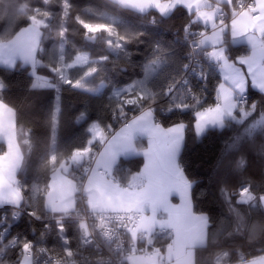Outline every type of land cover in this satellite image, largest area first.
I'll use <instances>...</instances> for the list:
<instances>
[{
    "label": "trees",
    "instance_id": "trees-1",
    "mask_svg": "<svg viewBox=\"0 0 264 264\" xmlns=\"http://www.w3.org/2000/svg\"><path fill=\"white\" fill-rule=\"evenodd\" d=\"M67 4L65 15V0H0V41L12 39L31 24V16L44 21L34 69L44 88H36V75L29 66H0L4 86L0 98L16 112V139L23 154L17 175L23 206L34 215L48 213L45 201L54 170L76 152L98 151L100 142H93V127L112 133L140 110L153 107L162 126L186 127L179 163L193 184L194 211L209 218L207 242L195 249V264H237L263 256L264 204L260 198L264 196V93L249 88L247 100L238 105L222 128H209L197 135L196 112L200 109L162 110L168 107L167 86L182 75L187 61L183 39L191 29L203 25L193 22V15L181 6L162 16L157 11L140 13L124 8L111 0H67ZM223 7L228 9L225 4ZM44 12L50 15L45 17ZM225 14L227 22L231 15ZM80 20L110 25L115 34L101 31L93 35ZM224 44L232 60L249 52L246 46L232 44L229 31ZM84 53L87 64L71 67L60 80V67L73 64ZM88 72L90 77H86ZM220 80L211 70L206 84L215 91ZM77 81L82 87L76 86ZM130 85L134 91L130 96L142 94L144 99L125 107L121 91ZM207 104L206 108L214 105ZM138 146H146V141L138 140ZM5 151L1 143L0 154ZM52 156L57 158L54 165L49 163ZM143 165L142 156L122 158L112 177L128 185ZM245 188L250 189L253 199L241 202ZM4 214L11 220L16 211L2 209L0 219ZM42 227L33 216L22 215L9 237L0 243V253L4 252L0 264H20L22 245L35 239ZM64 230L71 246L77 247V226L67 223ZM14 239L18 243L11 248ZM51 239L56 249H62L56 230ZM170 242L169 236L154 240L156 246Z\"/></svg>",
    "mask_w": 264,
    "mask_h": 264
},
{
    "label": "crops",
    "instance_id": "crops-1",
    "mask_svg": "<svg viewBox=\"0 0 264 264\" xmlns=\"http://www.w3.org/2000/svg\"><path fill=\"white\" fill-rule=\"evenodd\" d=\"M111 1L121 6L118 3V0H111ZM159 2L161 5H173V6L166 7L163 12L160 10V8L156 7L155 5H150L144 10H139V9L131 8V7H124V8H129V9L138 11L140 13H147L149 11H157L160 15L167 16L171 14L177 7L181 6V7H184L188 11L189 14L193 15V18H192L193 22L199 23L203 26L205 25L209 26L210 28L209 32L206 33L203 37L205 47L208 48L210 52L213 51L214 49H223L225 57H226L224 61H220L221 66L219 68V76L221 80L215 89V93L218 98V96L220 95L219 86L221 84H223L226 89L232 92V101L236 105V107L233 109V114L238 108V104L236 100L239 95H246L249 88H253L261 92L260 89L256 85L259 84L260 82H264V35L258 36L255 31L250 33L253 37H256L257 40L262 45L256 51V57H255V60L253 61V66H254L253 72L249 71L248 64L239 63L238 62L239 58L232 60L228 57L226 53V46L224 44V40H225V34L227 31H229L230 33V38H231V42L233 45L235 46L243 45L249 49L248 54L240 58L247 59L251 57L253 53V48L251 44L249 43L246 35H242L236 38H234L232 35L231 21L233 19V8H235L236 10L238 9V6H239L238 0H232L231 6L229 5L228 0H206V3H202L200 6L193 5L191 7H188L182 3H174V0H159ZM223 4L227 5L228 9H225L223 7ZM253 4H254V0H253ZM201 11L206 12V13L215 12V22L218 26L221 20L220 15L222 13L225 14L226 12L230 13L231 17L229 21L226 22L225 20L226 26L224 27V30L221 33L222 43L213 45L212 41L207 39V37L212 36L213 32L218 31L219 27L214 29L212 27L211 22L206 21L203 17L199 15V12ZM38 30L40 33L38 37L39 46L33 52L32 59L30 61H26L22 57L21 53L22 51L27 50L28 42L30 40V37L33 35L32 22L28 26L22 28L12 39L8 41H0V66H4L9 69H15L17 68L18 64H21L24 66L31 67L32 73H35L34 69L37 64V53L40 49V42H41V37H42L41 26L39 27ZM227 65H231V67H228ZM241 83H243L244 91L240 90L239 85ZM35 86L36 88H44L45 83H43L41 78H38ZM3 89H4V86H3L2 81L0 80V93L3 91ZM0 102H2L4 105L7 106L8 109L11 110V113H12L11 121L6 122L2 118H0V124L10 123L14 125V144H15V150L12 152H9L7 134L6 133L0 134V144L3 143L6 147V151L0 154V156H4L6 153H8V159L12 161V166L7 167L4 164V162L0 160V210L15 209L19 206H23L24 204V195L17 181V175H18V172L21 168L22 161H23V154L21 152V149L16 139V112L14 108L6 104L1 98H0ZM219 102L220 101L218 100V103ZM149 108L151 107L140 110L136 115L132 116L129 120L121 124L112 133H106V132L101 131L102 136H98V137L94 136L93 142L99 141L100 147L98 149L97 158L94 162L93 171L87 177L85 181V185H84L85 187L84 190L86 193V202L91 209L96 210V211H110V212H117V213H125L124 211L119 210V209L113 210L111 208H106V209L101 210L99 207L94 209L90 205V195L94 196L96 200L101 199L100 193L96 192L95 189H93L92 193L86 190L88 182H89V178L93 177L94 175L97 177V179H99L100 176H103V182L101 183V187L103 188L104 193L106 195H109L112 197L119 195L121 192L125 190L129 192H138L142 190L144 185L147 183V178L142 174L141 171L131 177L128 185H122L119 182H117L112 177V172L116 164L122 158L142 156L144 158V165H145L146 158L144 157L143 152L149 146V137L146 134L141 133L139 131L135 132L133 134L131 147L126 148V149L122 148L120 144L114 143V141L119 135V133L121 132V130L126 125L130 124L134 118L138 117L139 115H141V113L144 110L149 109ZM229 117L231 116L225 114L223 117V123H225V120ZM154 122L160 124L156 118L155 112H154ZM160 125L162 126V124ZM177 125L179 124L173 125L171 127H174ZM171 127H168V128H171ZM215 127H220V126H218V124L217 125L209 124L207 125L206 130L209 128H215ZM185 128L186 127H184L182 133L179 135L180 143L173 149L174 159L169 161L168 163V168L172 173V178L169 181V183L179 184V187L173 186L169 188L167 192V199H168V204L170 206H179L182 203H184L190 209H194L193 200H192L193 184L192 182L188 180V178L184 174V171L179 163V156L184 147ZM140 139H143L146 141V146L142 148L138 146V140ZM110 145H111V150H109ZM80 152L85 153V154L79 157L78 160H73L72 159L73 156H72L68 161L63 162L64 167H61L60 165L53 172L51 183H50V189L48 191V194L46 195L45 208L47 212L55 216L65 215L73 211L76 208V193L78 191V187L75 181L72 179L71 172H72V169L74 168L84 166L85 162L88 161L91 150L86 149V151L84 150ZM112 152L115 153L114 158L111 155ZM61 177L67 178L68 180H71L72 182H74L76 190L71 196L65 195L58 188L54 187V185L58 183ZM15 193H19V199L15 198V195H14ZM182 193L184 194L183 198H182ZM71 201H74V207L69 209L67 212H64V211L54 212L52 210L53 206L63 207V204L71 202ZM141 214L147 217H154V222L150 230L141 229L139 232L150 231L152 233H155L157 230L167 229L168 236L171 238V242L167 244L166 247L162 251L155 252L153 255L141 256V257L156 256L158 264H161V261H165V264H178V258L176 255L177 245L175 244L176 231L173 227H171L167 223H162L168 220V212L166 211L165 206L158 205L155 208V212H154L153 207L150 204L145 203L143 205V212L140 213V215ZM199 215L201 214H198L195 211H192L191 225L186 229L184 233V239L182 241L184 250L190 253L192 256V264H195V249L197 247L204 246L207 242L209 218L206 214H203L207 216L206 239H205L203 236L204 228L202 227L200 221L196 219V217ZM170 245L172 246L171 256L169 255ZM157 253H159L158 256L156 255ZM136 258L138 257L129 259L128 264H134ZM237 264H264V255L256 257V258H252L249 260H245Z\"/></svg>",
    "mask_w": 264,
    "mask_h": 264
},
{
    "label": "snow or ice",
    "instance_id": "snow-or-ice-1",
    "mask_svg": "<svg viewBox=\"0 0 264 264\" xmlns=\"http://www.w3.org/2000/svg\"><path fill=\"white\" fill-rule=\"evenodd\" d=\"M49 0H45V3H48ZM118 3L122 7H131L139 10H144L150 5H155L160 8L163 12L166 7H171L173 5H161L159 0H118ZM174 3H182L188 7L193 5L200 6L202 3H206V0H174ZM229 5L231 6L232 0H228ZM67 0H65V15H67ZM253 13H258V15H253ZM43 16L47 17L50 14L47 12L42 13ZM199 15L203 17L206 21L212 23V27L218 28V31L213 32L212 36L207 37L211 40L213 45L222 43L221 33L224 30L225 21L222 19L219 22V26L215 22V12L206 13L199 12ZM29 19L32 22L33 35L30 37V40L27 45V50L22 51V57L26 61L32 59V54L35 49L39 46L38 37L39 27L44 24L43 20H39L36 16H31ZM82 26L87 30L88 33L95 35L98 32L104 31L109 34H115L112 26L107 24H92L86 23L82 20L79 21ZM232 35L234 38L246 35L249 43L253 48L252 56L249 58H239V63L248 64L249 71H254L253 61L256 57V51L262 45L257 40L256 37H253L250 33L255 31L258 36L264 35V0H254V4H250L247 8H241L237 11L233 8V19L231 21ZM65 30H62L60 35L63 36ZM202 45L204 41L200 42ZM207 55L215 60L224 61L226 59L223 49H214L213 51L207 53ZM86 55H81L76 58V63H85L87 61ZM231 67V65H227ZM94 71V69H93ZM77 86H82L79 81L76 82ZM261 93H264V82H260L256 85ZM240 90L244 91L243 83L239 85ZM220 95L218 96L219 103L214 106L205 108L203 110H198L196 112L197 122H196V132L197 135H202L206 130L207 125H223V117L225 114L232 116L233 109L236 107L235 103L232 101V92L224 87L223 84L219 86ZM144 99L142 94H138V99H128L129 104H136L139 100ZM198 103V101H197ZM190 105H177L176 107H189ZM255 105H253V108ZM243 111V110H242ZM247 115V113H245ZM0 118L4 121H11L12 113L11 110L7 108L2 102H0ZM185 125L179 124L171 128H164L158 123L154 122V109H146L141 115L134 118L133 121L126 125L114 143L120 144L122 148H130L133 138V134L137 131L146 134L149 137V146L144 150L143 155L146 158V163L142 168V174L147 178V183L144 185L142 190L138 192H129L123 191L119 195L112 197L104 193L101 183L103 182V176H100L99 179L94 175L89 178L87 185V191L92 193L93 189L96 192L100 193L101 199L96 200L94 196L90 195V205L96 209L99 207L101 210L106 208H111L113 210H122L129 214L133 212H143V205L145 203L150 204L155 208L158 205L165 206L166 211L168 212V220L162 223H167L173 227L176 231V241L177 245L176 255L178 258V264H192V256L190 253L184 250L183 239L186 229L191 225V213L194 209H190L184 203L179 206H170L168 204L167 192L169 188L175 186L179 187V184H172L169 181L172 178V173L168 168L169 161L174 159L173 149L180 143L179 135L182 133ZM97 136H102V133L97 130ZM7 134L9 152L15 150L14 144V125L10 123L0 124V134ZM111 150V145L109 146ZM86 151V150H85ZM85 153L76 152L73 154L72 159L78 160L79 157ZM111 155L115 157V153L112 152ZM56 156H52L49 160L50 164L56 163ZM0 160L4 162L7 167L12 166V161L8 159V153L4 156H0ZM61 167H64V163H61ZM54 187L58 188L65 195L71 196L75 192L74 182L68 180L67 178L61 177L57 184ZM15 198L19 199V193H15ZM182 193V198H183ZM241 202H247L253 199V196L250 194V189L245 188L241 190ZM261 201L264 202V196H262ZM74 207V201L63 204V207L53 206L52 210L55 211H64L67 212L69 209ZM129 219L135 221V226L130 228V234L133 241L136 240L138 233L141 229L150 230L154 222V217H147L144 215H139L138 219L129 215ZM204 228L203 236L206 239V226H207V216L199 215L196 217ZM83 227V225H82ZM203 242V241H201ZM30 243H24L22 245L24 253L28 254L31 250ZM70 254V253H69ZM172 254V246H169V255ZM157 256L159 253L156 254ZM30 256L25 255L23 264H29ZM134 264H158L156 256L152 257H138L135 259Z\"/></svg>",
    "mask_w": 264,
    "mask_h": 264
},
{
    "label": "built area",
    "instance_id": "built-area-1",
    "mask_svg": "<svg viewBox=\"0 0 264 264\" xmlns=\"http://www.w3.org/2000/svg\"><path fill=\"white\" fill-rule=\"evenodd\" d=\"M241 8H247L253 4V0H238ZM257 15V13H253ZM226 15L222 13L220 19L225 21ZM210 30L209 26L191 29L183 39L188 48L187 61L182 75L171 82L166 89V100L168 107L162 112L172 113L175 111L190 112L194 109H205L208 104H217L218 98L215 91H212L206 84L207 76L211 70L219 74L220 60L210 58L208 48L200 43L203 37ZM128 99H138V94L122 98L125 107L138 105L129 104ZM247 95H239L237 104H243ZM140 101V100H139ZM198 101V103H197ZM177 105H190L189 107H176ZM153 108V107H151ZM98 151L90 154L84 166L74 171L72 179L75 181L78 191L76 193V208L65 214L55 216L51 213L34 215L24 206L15 208L16 214L8 220L7 215L0 219V243L9 237L13 224L18 222L22 215L33 216L36 221L42 223L43 229L35 239L29 241L31 244L30 253L20 251V260L29 255L33 264H128V260L134 257L149 256L155 252L162 251L164 244L156 246L155 239L168 236L167 229L157 230L155 233L142 231L138 233L133 241L129 229L135 226V221L129 219V215L138 219L140 212L131 214L117 213L110 211H96L91 209L86 202L84 185L87 177L92 173L94 162ZM74 223L79 234V245L72 247L68 236L65 233V224ZM83 225V227H82ZM56 230L62 249H56L51 239L53 231ZM17 239H14L9 247L17 246ZM70 253V254H69ZM4 252L0 253V257ZM165 264V261H161Z\"/></svg>",
    "mask_w": 264,
    "mask_h": 264
},
{
    "label": "rangeland",
    "instance_id": "rangeland-1",
    "mask_svg": "<svg viewBox=\"0 0 264 264\" xmlns=\"http://www.w3.org/2000/svg\"><path fill=\"white\" fill-rule=\"evenodd\" d=\"M80 55H82V54H80ZM80 55H79V56H80ZM84 55L87 56V54H85V53H84ZM87 58H88V56H87ZM87 62H88V59H87V61H86L85 63H76V60H75V62H73V64H71V65H70V64H69V65H62V66L60 67V69L58 70V73H59V75H60V80L63 79L64 77H66L67 72H68V70H69L71 67L83 66V65L87 64ZM33 74L36 75L35 73H33ZM91 75H92V73H91V72H88L86 77H90ZM38 78H39V77L36 75L35 84L37 83V79H38ZM80 84H81V83H80ZM81 85H82V84H81ZM76 86H77V84H76ZM77 87H82V86H77ZM132 88H133L132 85L125 87V88L121 91L122 96H123V97H126V96L131 95V94L134 92V91L132 90ZM224 124H225V123H223V125H224ZM223 125H222V126L218 125V126H220V127H215V128H222ZM94 128L97 129V130H99V131L101 132L100 128H98L97 126H94L93 129H94ZM93 132H94V134H95L94 136H97V135H96V131L93 130ZM97 137H98V136H97ZM23 261H24V257L21 259L20 264H23ZM29 264H33V260H32V258H30V260H29Z\"/></svg>",
    "mask_w": 264,
    "mask_h": 264
}]
</instances>
